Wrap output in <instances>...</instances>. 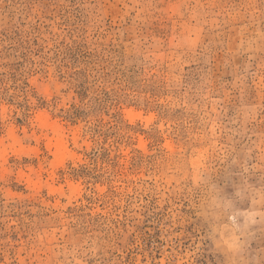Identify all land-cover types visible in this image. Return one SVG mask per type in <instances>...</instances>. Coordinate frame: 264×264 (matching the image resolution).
I'll return each mask as SVG.
<instances>
[{
  "label": "rangeland",
  "instance_id": "rangeland-1",
  "mask_svg": "<svg viewBox=\"0 0 264 264\" xmlns=\"http://www.w3.org/2000/svg\"><path fill=\"white\" fill-rule=\"evenodd\" d=\"M0 264H264V0H0Z\"/></svg>",
  "mask_w": 264,
  "mask_h": 264
}]
</instances>
